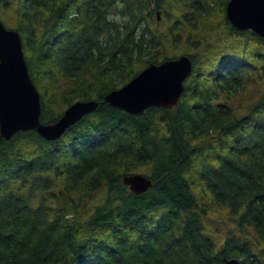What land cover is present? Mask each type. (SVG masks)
<instances>
[{
  "label": "trees",
  "instance_id": "obj_1",
  "mask_svg": "<svg viewBox=\"0 0 264 264\" xmlns=\"http://www.w3.org/2000/svg\"><path fill=\"white\" fill-rule=\"evenodd\" d=\"M228 1L0 0L16 7L30 75L44 90L41 121L61 117L53 103L98 102L58 139L36 130L0 136V264H264V95L243 115L220 100L264 75V38L229 22ZM216 6L223 46L189 55L175 106L131 114L105 99L146 66L176 58L162 57L158 14L175 44H190ZM143 166L153 184L135 194L121 178ZM62 177L66 192L106 183L110 198L82 221L52 192ZM198 182L209 205L197 198ZM212 206L227 208L239 231L221 245L204 222Z\"/></svg>",
  "mask_w": 264,
  "mask_h": 264
},
{
  "label": "water",
  "instance_id": "obj_2",
  "mask_svg": "<svg viewBox=\"0 0 264 264\" xmlns=\"http://www.w3.org/2000/svg\"><path fill=\"white\" fill-rule=\"evenodd\" d=\"M229 22L240 30H252L264 38V0H229L226 6ZM190 56L181 55L142 69L122 87L106 94L113 106L131 114H141L147 108H172L184 90V81L191 74ZM98 106L95 99L71 104L61 117L52 123H43L41 95L35 85L25 59L19 32L8 28L0 19V136L11 139L16 133L36 130L48 140H55L93 112ZM123 181L135 194L148 190L153 182L143 174L131 173ZM237 259L227 264H238Z\"/></svg>",
  "mask_w": 264,
  "mask_h": 264
},
{
  "label": "rangeland",
  "instance_id": "obj_3",
  "mask_svg": "<svg viewBox=\"0 0 264 264\" xmlns=\"http://www.w3.org/2000/svg\"><path fill=\"white\" fill-rule=\"evenodd\" d=\"M157 19V29L158 33L161 34L162 37V57H179L181 55H193L195 53H199L204 57L205 53L208 51L211 55H216V53L221 49L220 46H223V42L221 41L224 37L225 31V22L223 15L219 13V6H216V9L213 15L206 21L202 23V27L199 31L192 33L190 44L182 41L181 43H174L173 35L168 33V25L171 22L166 21L165 17L158 14ZM0 19L5 23V25L9 28L15 29L17 24V14L16 7L3 9L0 8ZM202 39L203 42L199 48L192 47L191 44L195 40ZM243 43V42H242ZM247 51L254 50L256 45L253 42L249 44H244ZM264 52V48L261 49ZM252 61L258 62L256 58L253 57V54L250 55ZM212 58V57H211ZM140 67V66H139ZM138 67V68H139ZM205 69L208 66H202ZM62 87H68V85L61 81ZM59 85V84H58ZM39 93H43L42 87H37ZM48 93L53 95L56 99L57 96L60 97L59 88L57 87H47ZM264 95V75H254L250 79L247 80L246 89L244 91L239 92L236 95L230 96L228 100L225 97L221 96L220 100L228 103L232 106L238 115H243L248 112L250 106L260 97ZM52 108L55 109L56 112H61L66 109L64 105H58L57 103H53ZM151 166H143L132 173L143 174L145 176L149 175L151 172ZM131 174V173H128ZM123 175V174H122ZM124 177V175H123ZM123 177L121 178L123 181ZM56 186L53 188L52 192H56L60 199L64 204L68 206H72L75 210V214L77 217L82 220H88L96 208L103 203H105L109 198V189L108 185L104 183L102 186L93 189V190H85V191H73L66 192L64 189V178H58L56 182ZM127 189L129 190V186L123 183ZM203 184L198 182L195 185L194 191L197 195L198 200L201 204H210V199L207 195L201 192ZM130 191V190H129ZM205 226L207 231L213 235L216 241L221 245L225 239L229 235H238L239 231L237 229L236 223L233 221L230 212L227 208L223 207H210L207 215L204 218Z\"/></svg>",
  "mask_w": 264,
  "mask_h": 264
}]
</instances>
